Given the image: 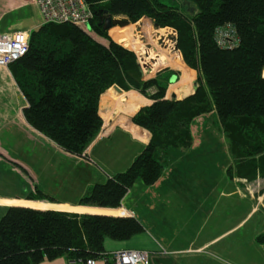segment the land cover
<instances>
[{
  "label": "trees",
  "instance_id": "16d2710c",
  "mask_svg": "<svg viewBox=\"0 0 264 264\" xmlns=\"http://www.w3.org/2000/svg\"><path fill=\"white\" fill-rule=\"evenodd\" d=\"M96 1L90 25L107 45L71 24L40 25L30 31L25 55L8 67L27 103L22 110L27 125L71 156L84 157L100 132L103 121L98 104L106 90L116 85L152 101L131 119L150 133L149 143L124 171L88 187L75 206L122 208L137 183L149 187L159 181L173 150L183 153L191 148L193 120L213 111L234 173L246 182L264 178V0H178L181 8L161 0ZM101 10L131 24L146 17L157 28L173 29L183 62L197 72L194 94L183 100L165 99L168 85L177 78L169 70L143 80L135 54L114 42L99 25ZM225 28L238 40L232 48H222L217 42V30ZM109 32L121 42L120 36ZM159 35L165 38L167 33ZM163 52L161 62L169 60L188 76L180 56L171 58ZM151 88L153 94L148 93ZM22 198L55 203L38 189ZM3 209L0 264L109 258L107 240L127 242L144 232L136 218L123 215L21 205ZM255 241L264 245V232Z\"/></svg>",
  "mask_w": 264,
  "mask_h": 264
},
{
  "label": "crops",
  "instance_id": "0c3cea01",
  "mask_svg": "<svg viewBox=\"0 0 264 264\" xmlns=\"http://www.w3.org/2000/svg\"><path fill=\"white\" fill-rule=\"evenodd\" d=\"M8 5L5 0H0V15H3L5 21L3 31L15 29L30 31L41 25L40 21L37 27L22 29L8 24L6 17L12 13ZM19 5H21L20 0ZM19 7H22V5ZM144 19L154 26L151 19L146 17ZM155 28L157 29V27ZM101 44L107 45L108 42L103 39ZM184 66L189 73L188 77L185 78H189L190 80L183 85H178L185 76L183 69L177 70L178 74L172 68L164 69L177 74V78H174L167 87L165 99L169 100L174 95L176 100H182L195 92L197 72L188 68L185 64ZM156 74L152 77L154 78ZM175 85L181 88L177 91L172 90L171 87ZM182 88H186L188 93L179 96L178 92H181ZM121 91L119 93L111 87L100 96L98 104L99 115L103 121L102 127L106 128L107 136L102 139L96 137L87 148L91 162H97L109 168L107 170H109L111 175L128 168L134 158L151 139L150 133L134 125L131 119L141 108L152 104V101L137 91ZM189 91H192V93ZM154 92V88L148 91L149 94H153ZM26 105L27 103L19 91L9 69L0 70V119L10 121L14 120L15 117L17 120V124L14 125L8 122L7 124L0 122V126L8 125L0 133L7 131L14 138L13 142H23L24 140L25 142H31L34 141L35 137H38L39 140H48L25 122L22 110ZM134 106H137V109L133 113H130ZM211 113L214 114V111ZM201 116L195 118L193 122ZM215 121H217L216 123L221 137L217 139L215 144L211 143V139L208 136L209 139L204 140V136L200 142L207 141L208 146L215 148L216 151L205 152L202 148L198 147L199 142H195V139L192 138V146L186 151L187 157L184 162L177 160L175 165H172L170 168L168 166L163 176L152 186L144 187L140 184L137 185L136 187L139 188V193H136L137 190L134 191L135 187L127 195L124 205L119 210L53 205L41 201H28L23 198L6 197H0V203L4 205L2 206L0 204V209L8 206L21 205L41 210H55L79 214L101 213L123 215L127 213L128 215L126 217L136 218L143 225L144 232L127 242L107 240L105 242L107 253L136 249L134 244L137 245L136 250H141L138 247L146 243H152L153 245L158 244V246H153V248L161 247L160 249L162 251L168 252L164 256L161 254L163 257L170 259V256L176 253L173 251H177L180 255L182 254L181 260L171 258L177 259L178 262L175 263L183 260H189L191 262L195 257H199L198 259H200L199 261L202 264L206 261H208V264H210V261L213 264H264V245L257 244L255 241V237L264 232V215L262 213L264 206L261 204L262 199L258 198L257 201L252 200L253 202H257L256 207L242 209L243 200L251 199L243 196L245 194L243 193L245 191V184L241 181L238 183L232 182L229 188L230 191H227V185L221 182L222 177L216 181L210 180L212 177L217 178L219 168H215V170L209 164V157L214 158V155L219 154L220 160L216 165L219 166L221 163L225 164V161H222V159L225 160L226 146L228 149L216 116ZM131 128L141 131V137H136L131 131ZM191 132L193 133V129H191ZM191 136L193 137V134ZM111 143L114 144L112 145ZM219 144L222 147H219ZM172 154L179 155L181 153L173 150ZM220 154H223V156ZM190 156H196L197 166L191 162ZM132 196H134L133 200L130 199ZM248 201L251 204V200ZM100 211H107V213ZM256 214H258V219L250 224V219L255 217ZM246 228L247 231L241 235L249 237L248 244L253 251L249 256H247V252L243 251V243L241 237H239L243 229ZM216 259L217 261H214ZM172 261L169 260L167 263L159 264H174ZM41 264H67V261L64 258H59L54 261H44ZM99 264L103 263L100 262Z\"/></svg>",
  "mask_w": 264,
  "mask_h": 264
},
{
  "label": "rangeland",
  "instance_id": "374dc122",
  "mask_svg": "<svg viewBox=\"0 0 264 264\" xmlns=\"http://www.w3.org/2000/svg\"><path fill=\"white\" fill-rule=\"evenodd\" d=\"M5 2L7 3V5L9 4L8 6L12 10V13L8 14V17H6V21L8 24H11L15 27L22 29L37 27L40 24L38 13H36L37 11L36 8L34 7V3L32 2V0H23V1L20 0L22 7H19L21 6L19 5V0H5ZM161 2L165 5L181 8V4L178 0H161ZM117 19L124 20V18H117ZM4 22L5 21L3 15H0L1 31H3L4 29L3 27H5ZM128 27H129L128 32L125 33L126 35L125 39L127 40L125 43L119 42V40L114 39L110 35L109 31H108V35L117 44L123 46L124 48H128L129 50L138 54L139 56L144 55L142 57L146 59H152V58H155V60L158 59L157 57L161 56V51H164L163 52L164 56L169 54L171 58L178 57V55H174V51L172 50L174 47L173 44L175 43L176 40L173 36V32H172L173 29L171 28L156 29L153 25L149 24V22L146 19L143 20V18L134 24L130 23ZM20 30L21 29L19 30L15 29L11 31H20ZM160 30H163L165 32H161ZM89 33L93 35L92 30H89ZM159 33H163V34L167 33V36L165 38L160 37L161 35H159ZM93 36L97 39L96 40L97 42L100 41L99 42L100 44L101 42H103L104 38L98 35H93ZM180 59L182 65L185 64L182 58ZM161 60L162 62L159 60L157 64L154 65L152 69L154 70L153 72H155L157 69H160L159 71L161 72L166 68H172L178 74L177 70L179 71L182 69L178 65L175 66V64H169L168 63L169 60L168 61L166 59H161ZM1 70H5V69H1ZM152 76L153 75L149 76L147 74L145 75V77H142V79L147 81L153 79ZM185 77L188 76H184L180 81V83H178V85H183L190 80L189 78L187 79ZM178 85L172 86L171 89L177 91L179 88H181V87H177ZM192 91L189 92L192 93ZM181 92H185V94H187L188 90L186 88H182ZM133 108L137 109V106H134ZM133 108L130 111V113L134 112ZM0 122L6 124L8 122L12 125L17 124V120L15 119V117L14 120H10V121L7 120L5 121L0 119ZM216 122L217 121H215V115L210 112L196 119L195 122H193V124H191L190 126V132L191 129H193V133L191 132V135L193 134L192 138L195 139V142L197 141L199 142L198 147L202 148L205 152L216 151L215 148L208 146L207 141L200 142V140H202L204 136H205L204 140H207L209 139L208 137H210L212 144H215L217 142V139L221 137V134H220V130L217 127ZM7 126L8 125L6 126L1 125L0 131L2 129L5 130ZM102 128L103 127H101V130ZM104 129L106 130L105 127ZM131 131L135 134V131L132 130V128ZM28 132L30 133V131ZM102 136L106 137L107 133L104 132ZM13 140L14 138L7 131H2V133H0V197L22 198L28 193L35 194V189H38L39 193L43 197H45L47 200H52L55 202V203H47V204L75 206V203L87 191L88 187H90L94 183L103 182L104 180H106L107 177L111 175L109 170H107L109 168H106L105 166H102L97 162L95 163L91 162V159L88 156V151H87L88 147L84 151L83 154L84 157H76L64 153L48 140H42V139L39 140L38 137H35L34 141L31 142H25V140L23 142L22 141L13 142ZM111 144L113 145L114 143ZM219 147H222L221 144H219ZM186 154L187 152L181 153L179 155H173L171 152L170 157L168 159L169 168L172 165H175L177 160L178 161L181 160L184 162L185 158L187 157ZM220 155L223 156V154ZM219 158H220L219 154L214 155V158L209 157V164H211V166L214 167V169L219 168L218 170L219 174L217 178L215 179L214 177H212L210 178V180L216 181L217 179L222 177L221 182L227 185V191H230L229 188L232 182L238 183L241 181L243 184L246 185L245 191L243 192L245 194L242 193L243 196L251 198V199H247L246 201L243 200L242 202L243 206L241 208L249 209V207L251 208L256 207L257 202H253V201L254 200L257 201L258 198L262 199L261 204L264 206V179L258 178L252 182H246L245 180L240 179L239 176H237L234 173V169H232L233 160L230 158L227 146L225 149V160L222 159V161H225V164L221 163L219 164V166H217L216 164L220 160ZM190 160L193 164H195V166H197L198 162L196 161V156H190ZM229 170H231V174L229 173ZM138 184L139 183H137L135 187ZM138 189L139 188L136 187L134 191L137 190L136 193H139ZM231 198H235V197H231ZM130 199L133 200L134 196L130 197ZM248 200H251V204L248 203L249 202ZM0 204L4 206L3 203ZM262 210H263L262 213L264 215V208H262ZM3 214H4V209H0V217ZM127 215H128L127 213L123 214L122 217H126ZM257 219H258V214H256L255 217L250 219L251 221L250 224H252V222L256 221ZM246 231L247 228L243 229L239 237H241L243 243V247H242L243 251L247 252V256H249L250 253L253 252L248 244L249 237L241 235L244 234ZM134 245L135 248L137 249V245L136 244ZM153 246H158V244L153 245L152 243L150 244L146 243L138 247L139 249L145 250L148 253L150 252L152 254L151 264L167 263L169 262V260H173L172 262H174V264H202L201 261H199L200 259H198L199 257H195V259H192L191 262H189V260H183L180 261L179 263H175L178 262L177 259H171V258H178L179 260H181L182 259L181 257L183 256L182 254L180 255L178 254L177 251H173L176 253L170 256L169 259L168 257H163L164 255L168 254L167 251L166 252L162 251L160 249L161 247L153 248ZM214 261H217V259ZM204 264H208V261H206ZM210 264H213V262L210 261Z\"/></svg>",
  "mask_w": 264,
  "mask_h": 264
},
{
  "label": "built area",
  "instance_id": "2783aa9c",
  "mask_svg": "<svg viewBox=\"0 0 264 264\" xmlns=\"http://www.w3.org/2000/svg\"><path fill=\"white\" fill-rule=\"evenodd\" d=\"M32 2L38 11L41 25L71 24L84 31L95 41L97 40L93 36L97 34L90 25L94 18L93 7L98 3L96 0H32ZM112 18L117 19L122 17ZM89 30H92L93 35L89 33ZM30 31H0V70H7L9 65L25 55L28 49ZM172 32L176 39V32L174 30ZM216 37L218 44L222 48H232L238 41L235 35L230 34L226 28L217 30ZM173 46L174 55H178L181 58V54L177 50L175 43ZM134 54L142 77H145L147 74L149 76L154 75L160 70L157 69L155 72L152 70L154 65L159 61V56L157 57L158 59L152 60L142 57L144 55L139 56L136 53ZM104 132L106 130L103 127L97 137H105L102 136ZM99 262L103 264H151V254L147 251L136 249L119 250L112 252L109 258H100L98 260L88 258L85 260L67 261V264H99Z\"/></svg>",
  "mask_w": 264,
  "mask_h": 264
},
{
  "label": "water",
  "instance_id": "95a60500",
  "mask_svg": "<svg viewBox=\"0 0 264 264\" xmlns=\"http://www.w3.org/2000/svg\"><path fill=\"white\" fill-rule=\"evenodd\" d=\"M106 1V0H104ZM97 15L99 16V25L102 26L103 30H110L111 28L115 26H120V27H125L128 26L130 23L127 19L124 20H118L112 18L107 11H98ZM264 77V74H263ZM196 86V84H195ZM113 89L116 90L117 92L121 93V89L117 87L116 85L113 86ZM171 99H175V96L172 95Z\"/></svg>",
  "mask_w": 264,
  "mask_h": 264
},
{
  "label": "bare ground",
  "instance_id": "6f19581e",
  "mask_svg": "<svg viewBox=\"0 0 264 264\" xmlns=\"http://www.w3.org/2000/svg\"><path fill=\"white\" fill-rule=\"evenodd\" d=\"M121 28V29H120ZM129 29V27L128 26H125V27H113L112 29H111V31H112V33L114 34V36H120L121 37V42H126L127 40L125 39L126 37V35H125V33L127 32V30ZM185 95V92H178V95ZM135 109L136 108H133V111H135ZM132 130H134L135 131V136L136 137H141V131H138V130H136V129H133L132 128Z\"/></svg>",
  "mask_w": 264,
  "mask_h": 264
}]
</instances>
